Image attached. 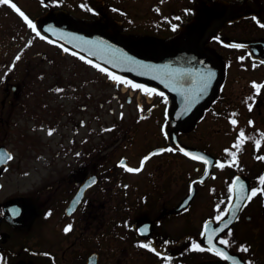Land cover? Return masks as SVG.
<instances>
[{"label": "flooded vegetation", "instance_id": "obj_1", "mask_svg": "<svg viewBox=\"0 0 264 264\" xmlns=\"http://www.w3.org/2000/svg\"><path fill=\"white\" fill-rule=\"evenodd\" d=\"M13 2L41 34L10 5L0 4V264H231L207 251L209 237L200 232L205 220L211 221L209 231L220 226L214 217L240 189L237 183L229 192L234 176L244 181L241 196L264 187L257 179L264 174V27L253 19L264 22V0ZM57 21L94 25L141 51L171 49L182 37L194 36L217 59L219 77L199 108L173 124L175 97L155 82L110 70L157 91L149 94L108 75L113 90L95 95L96 75L78 71L81 55L45 34ZM251 81L261 85L260 92ZM96 96L99 108L111 102L132 106L119 117L114 106L107 107L118 118L101 123L104 135L95 130ZM241 129L244 136L234 144ZM173 132L193 156L179 151ZM158 136L161 142L146 145ZM155 148L165 150L154 152L139 172L119 163L139 167ZM195 154L211 161L208 175L205 161ZM216 161L229 163L221 168ZM13 173L34 174L26 194L15 193ZM16 200L27 209L20 220L11 214H19V208H7ZM230 210L224 218L233 211L239 217L228 225L236 243L220 244L226 229L211 239L230 255L264 264V194L239 207L235 202ZM68 224L72 227L65 232ZM192 240L203 250L192 248ZM240 243L250 251H240Z\"/></svg>", "mask_w": 264, "mask_h": 264}, {"label": "water", "instance_id": "obj_2", "mask_svg": "<svg viewBox=\"0 0 264 264\" xmlns=\"http://www.w3.org/2000/svg\"><path fill=\"white\" fill-rule=\"evenodd\" d=\"M56 24L57 28L45 30L47 36L108 67L154 81L170 91L176 99V108L172 115L173 123L186 119L199 108L201 102L210 94L220 72L215 56L205 51L194 36L182 37L171 49L141 51L88 23L57 21ZM128 57L132 59L129 60ZM206 68L213 69L215 75L205 88L200 83L199 73ZM185 70L190 73L191 78L185 75ZM243 194L245 196L246 191ZM7 208L9 210L19 208V214L11 211L14 216H19L12 217L14 220H20L27 213L24 202L19 200L10 203ZM195 264L215 263L205 261Z\"/></svg>", "mask_w": 264, "mask_h": 264}, {"label": "snow or ice", "instance_id": "obj_3", "mask_svg": "<svg viewBox=\"0 0 264 264\" xmlns=\"http://www.w3.org/2000/svg\"><path fill=\"white\" fill-rule=\"evenodd\" d=\"M43 2V0H42ZM59 0H52V3H58ZM0 4H8L10 5L23 19L24 21L27 23V25L32 29L33 32L36 33V35H40V31L38 30V27H37V24L33 22L32 19H30L14 2L13 0H0ZM81 7H87V5L85 4H82ZM94 10V9H93ZM165 19H167V17H165ZM253 19L256 21L257 24H259L261 27H264V22H262L259 18H256V17H253ZM173 29H175L177 27V25L173 24L172 25ZM44 39H47L48 37L45 36L43 37ZM214 39H217V40H220V37L219 36H216L214 37ZM221 43H224L223 40H220ZM32 41L29 40L28 41V44H31ZM25 47H27V45H25ZM61 47L63 48V45H61ZM236 47H243V45H239L237 44ZM65 51H70V49H64ZM21 51H23V49H21ZM75 55L77 56H80L79 52H76L74 53ZM81 59H86L87 62L89 64H94L96 68L100 69L101 71L107 73L109 75V77L111 79H114L115 81H117V83H119L120 81H126L128 84H130L133 88H138V89H141V90H144V91H147L149 92V94L151 93H154L156 92L157 90L156 89H149L147 85H144V84H138L137 82L135 81H132V80H128L127 77H122V76H118L112 72H110V70L108 68H105L103 67L102 65L98 64V63H95L93 60L91 59H87L86 57H83V56H80ZM15 60H19L20 59V54L17 53V55L14 57ZM129 60H131L132 58L131 57H128ZM239 59L243 60L244 59V56H241L239 57ZM14 67V65H13ZM253 67H255V65H253ZM185 75H188L189 78H191V75L190 73H188L187 70H185ZM200 75V83L203 85V87H207L208 84L211 83L214 75H215V72L213 69L211 68H206V69H203L202 71H200L199 73ZM251 84L253 85V87L255 88V90L257 92H260L261 90V85L259 83H257L256 81H251ZM56 91H60V89H56ZM161 96H163V93H160ZM139 107V106H138ZM249 109L252 108V104H249L248 105ZM121 115H123V113H121ZM231 123L233 125H236L237 121L235 119H232L231 117L229 118ZM253 121L249 120V124H252ZM52 129L49 128L48 129V132L49 134L52 133ZM244 136V130L241 129L240 130V133L239 135L237 136V140L234 141V144L235 143H238L240 142V139L241 137ZM257 144H259V141H257ZM165 149L164 148H157L155 149V152L159 153V152H163ZM173 151H175L176 149H172ZM180 152H184L186 153L188 156H193L194 153H192L191 151L187 150L186 148H180L179 149ZM225 152H228L229 149H224ZM11 154H9V157H10ZM153 153L152 152H149L147 155H145L141 161H140V166L139 167H130L128 166L125 161L123 159H121L119 161V163H121L128 171H132V172H139L141 170V168L144 166V162L147 161L149 159L150 156H152ZM197 155V158L198 159H202L205 161V165H206V171H205V175H208V172H207V164L211 163V161L208 160V158L206 156H203L202 154H195ZM232 156L233 158H235L236 156V153L233 152L232 153ZM217 164H219V166L221 168L224 167V163H229V161H225V162H220V161H216ZM94 179V178H93ZM198 180H203V177H198L197 178ZM259 183L261 185H264V174H261L257 177ZM239 183L240 185V189H243L245 187V184H244V181L239 177V176H234L232 178V183L228 185V188H229V192L232 193L233 192V185ZM85 187H87V185H85ZM237 190V194L233 196H230L228 198L229 200V207L227 208H224L222 211H218L217 215L214 217V219L216 221H221V224L219 227H216V228H212L210 231H209V224H210V220H205L204 223H203V228L200 232V235L201 236H208V248H207V251L209 252H213L215 255L217 256H220V257H223L225 258L226 260H229L231 261V264H253V261L251 260H248V261H244L243 260V257H240V258H237L236 256H232L230 255V252L225 250L224 247H218L217 244L215 242H213V240L211 239V236L216 234V233H220L222 231V229H226L227 230V235H220L218 237L219 239V242L221 245H224V246H227V245H230V244H234L236 243L234 240H231L230 237H231V234H232V228L231 227H228L229 224L232 223V220L233 219H238L239 217L236 215V212L233 211L231 216L229 217H225V213L229 212L230 208H231V202L233 199H235V201L237 202V207H239V203L242 202L244 204H247L257 193H261V194H264V187H251L250 188V191L245 195V196H241L239 195V190ZM191 190V188H190ZM215 207H217L218 209L221 207L220 205H216ZM15 214V212H14ZM47 214V213H46ZM222 218H224L222 220ZM72 225L71 224H68V225H65L64 227V231L65 232H68L70 229H71ZM145 229H141V231H144ZM138 243H140L143 247L145 248H150L152 252L156 253L158 256H163L164 254L160 251L157 250L156 247H153L151 245V243H148V242H144V241H138ZM164 244H167L169 243L168 241H164L163 242ZM191 247L194 248V249H197V250H203V246L198 243L196 240H192L191 241ZM239 250L242 251V252H248L250 251V246L247 245L246 243H240L239 244ZM44 255H50V253H44ZM3 257L0 256V260H2ZM164 264H167V261L164 262Z\"/></svg>", "mask_w": 264, "mask_h": 264}, {"label": "rangeland", "instance_id": "obj_4", "mask_svg": "<svg viewBox=\"0 0 264 264\" xmlns=\"http://www.w3.org/2000/svg\"><path fill=\"white\" fill-rule=\"evenodd\" d=\"M78 71H91L93 72L96 76H95V84H94V88H95V95H99L98 97H100L104 92L106 94H110L111 90H113V86L112 84H109L105 81V76L107 77L108 74L101 71L100 69L96 68L95 65H89L88 66V62L85 59H79L78 60ZM88 63V64H87ZM86 66V68H85ZM103 86V90H98L99 87ZM96 106H95V115H96V123H95V130L98 134H101L102 130L104 129V127H100L102 122H110L112 119L114 118H118L119 115L121 113H128L129 109L132 108V106H128L127 104H124L123 106H118L116 105L114 102H111V105L105 104L104 108H99L97 105V96H96ZM108 106H114V108L116 109V114L118 115V117L114 115H110L108 113L107 107ZM100 120V121H97ZM10 130H13L14 133L18 130L16 129V127H10ZM97 134V135H98ZM106 133H103L101 135H104ZM144 138V136H143ZM163 139L161 137H154L153 139H151L148 143H146L147 146L151 145V144H155L157 142H161ZM34 174H38L37 172H33ZM31 173L30 176H20L18 177L15 174L14 177V173H13V180L15 182V185L13 186L15 193L19 194V195H24L27 193V189H28V184L30 183V181L34 178V174ZM13 182V184H14Z\"/></svg>", "mask_w": 264, "mask_h": 264}]
</instances>
